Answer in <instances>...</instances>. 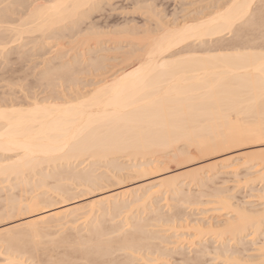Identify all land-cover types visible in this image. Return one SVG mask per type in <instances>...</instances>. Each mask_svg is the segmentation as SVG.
Segmentation results:
<instances>
[{"label": "bare ground", "instance_id": "bare-ground-1", "mask_svg": "<svg viewBox=\"0 0 264 264\" xmlns=\"http://www.w3.org/2000/svg\"><path fill=\"white\" fill-rule=\"evenodd\" d=\"M111 1L0 0V54L23 35L38 33L42 46L65 33L80 34L86 20ZM211 1L209 12L183 23L157 19L156 33L129 29L103 35L90 26L76 43L86 46L106 37L137 45L124 66L79 89L72 79L79 73L75 58L68 65L46 66L38 76L48 86L69 85L70 96L0 99V184L12 189L0 188V264H174L175 258L179 264L206 258L212 264H264V242L259 243L264 241V190L258 189L260 203L251 210L233 203L234 194L225 195L229 189L201 192L218 175L236 176L241 167L250 172L236 180V187L264 186V50L233 44L230 50H196L193 45L205 47L206 39L212 43L252 25L262 0ZM246 145H258V151L236 150ZM179 146L206 158L236 151L193 169L161 173L170 154L185 155ZM101 164L109 177L95 175ZM133 175L155 177L94 195L84 205L71 203L77 193L90 196ZM47 180L56 185L47 187ZM169 201L172 207L197 209L201 217L180 220L181 212L171 215ZM249 243L258 245L246 256ZM193 250L196 256L189 258Z\"/></svg>", "mask_w": 264, "mask_h": 264}, {"label": "rangeland", "instance_id": "rangeland-1", "mask_svg": "<svg viewBox=\"0 0 264 264\" xmlns=\"http://www.w3.org/2000/svg\"><path fill=\"white\" fill-rule=\"evenodd\" d=\"M219 2H221V0ZM263 2L264 0L258 3V5L260 4L259 6L256 5L258 8L255 7L258 10H260L258 13H257L258 11L257 9L255 11L256 17L255 15L254 17L256 19L255 20L256 23L254 21L252 22L253 23L252 25L251 23H249L246 26L241 25V27L239 28L237 32H233V34L231 33L228 35H222L220 38L217 39V41H215L216 43L215 42L211 43L208 39H206L207 43L209 41L208 44L206 43V46H205L206 48L202 46H198L197 43L195 42L193 43V45H195L194 49L196 50L208 49V48L210 49L222 48L223 49V46H224L225 49L230 50L231 45L233 44L234 45V46L232 45L233 48L236 46H240V45H243V46L250 45L253 49L256 47V49L264 50V30H262V28L264 29V26H263L264 17L260 14L262 13L264 15V3ZM214 5L215 3H213L211 0H112L109 3V5H105V7H102L103 8L102 10H99L93 13L90 19L86 20V22L82 25L80 34L77 33V35L72 34L68 36V34L65 33V36L59 39V41L58 40L54 41L51 39H48L47 41L46 39L45 42L47 41L49 44L42 45V46H39L41 39L37 38L39 37L38 33H35L32 35H23L22 40L7 44L5 49L3 50V54H0V99L1 100H13L17 102H24V101L26 102L32 99V97H35L38 100H41V99H46L50 97L51 98L62 97L64 95L70 96L72 92L69 91L68 89L69 85L67 84L66 85L63 84L62 87H60L58 85V82L54 83L55 86H48L45 82L40 83L38 81V76L41 70L45 68L46 66H50V65H55V66H58L61 64L68 65V64L73 63L74 62L73 60L77 58V61H76L77 63H75V66L79 73L74 74L72 76L73 83L77 84L79 89H83V88L88 89L92 86L93 83H95L102 77L109 76L113 74L115 71L119 70L122 66H124L125 65L124 57H127L128 53L131 52L132 49L134 50L137 48V45H135L132 42L130 43L126 40H122L119 42H113V41H109V39H107L106 37H103L102 39H100L99 43L89 42V44H87L86 46H81L79 45V43H76V41L78 40L80 35H82V33L84 34V32H89L91 30L98 34L114 35L118 31L133 29L136 33L138 32V34H142L145 30L156 33L155 31L158 29L157 19L161 20L163 23L168 24V25H174L176 22L177 24H179L180 22L183 23V21H186V19L190 20L192 18L199 16L200 13L209 12ZM148 10H149V13L147 12ZM152 14H154L155 17H153ZM260 21L262 23H260ZM257 23H260V24L257 25ZM7 25L10 27V25L12 24H7ZM7 25H4V26H7ZM14 25L15 24H13V26ZM90 26L92 27L93 30L90 28V30L87 31L86 28L89 29ZM249 26H251L250 29L247 28ZM0 31H1V28H0ZM240 34L241 36L239 39ZM73 35H76V36H73ZM244 37L245 38L248 37L246 39L247 42H245L246 40ZM52 42L53 43L57 42L58 45L52 46ZM248 42H250V44ZM262 46L263 48H261ZM92 62H97L98 66L97 67L92 66L91 65ZM256 146L258 145H254L255 148L251 146L248 147L246 145V146H243L245 148L242 147L236 150L247 149L248 151L250 150L248 148H253L254 149L253 151H255V149H257ZM181 147L180 149H183L185 152V155H182V157L184 156V159L188 161L180 162L179 160H183L181 155L175 156L176 158L175 159L173 158L174 157V155H172L173 153L170 154L171 153L170 152L169 154L172 159L168 157L170 161H167L165 159L166 161L164 160V162H162L163 165L161 166V169H164V168L166 169L165 171H162L161 173H165L166 170L167 172L168 171L179 172L180 170H181L180 172H182V170L184 171V169L186 168L188 169V167L189 169L190 168L193 169L196 167V165L199 167V165L202 166V165L208 164L207 162H210L213 158H216L215 156L220 157L224 155L225 153L227 154L228 152V151H225L222 153H218V155L214 154V156L207 155V158H206L205 157L206 155L203 153H202L203 155H201V153H198V151H195V150L188 151V148L186 149L185 147L184 149V146L183 148ZM231 150L229 151L230 152L236 151L233 149ZM191 151L192 153L190 154ZM257 151L258 150H256L255 152ZM188 152L190 155H188ZM190 158H193V160L191 159V162H190ZM255 158L257 159V157ZM118 162L120 163L122 162V164L124 163L126 165L128 164L124 158H119ZM183 162H185V165L186 164L187 165L185 166ZM188 162H190L191 164ZM79 168H81V166ZM239 170H240L238 171L239 173L236 172V176L239 179L236 176H233L234 174L233 175L220 174L218 175L217 180L214 179L215 181L212 182V186H211V183H209V185H207L208 187L206 186V189L205 188L201 189V192L202 193L204 192L203 195L207 192L206 195H208V194H211L215 189H219V187L223 189H227V190L229 189L228 192L230 193L226 194L227 193L226 192L225 195H230L231 193H233L234 194V197L232 199L233 203L236 202L235 204H239V205H241V203L242 204L244 203L245 205L244 207H247L248 209L250 208L249 210H251L252 207L253 208H256V206L258 207L259 201H258V198L256 197V193H258L259 190H264L263 189L264 186L263 185L260 186L261 184L256 183L251 186L248 185L245 187L244 184H241L239 187H236L235 186L236 180H240L241 179L240 177L242 176L244 178L243 174H245L247 172L246 170L248 169H246L245 167H241ZM109 171H111V169H109ZM94 173L95 175L103 173L104 176H107V177L110 176V173H107V169L102 164L96 166V171ZM152 177L154 178L155 175L151 176V178L147 177L145 179L136 178L135 176H134V179L133 177L125 178L124 181H122L121 183H118V185L117 183L109 182L105 184L103 188L101 187V188L96 189L100 191H95L93 192V194H90V196L89 194H87L88 197L86 196L85 193H82V192L77 193L75 195L77 196L75 197L76 200L75 199L71 200V203L78 204L80 202L79 203L80 205L82 204L84 205V203L92 199L94 195L105 193V192H106L105 194H107V192L112 191V190H121L122 188H126L129 186L140 185L144 181H145L144 183H146L149 180H152ZM131 179H133L132 182H135V181L136 182L132 183ZM135 179H139V181ZM45 182L47 183L46 184L47 187L51 186L49 188H53L56 185V182H55V185L52 184L53 180H47ZM13 183L14 182L12 181L11 184ZM59 183L60 182H58V184ZM61 183L64 184L66 182L61 181ZM114 185H117V186H114ZM210 186L212 188H210ZM1 187H6L7 190H12L10 189L9 184L6 182L1 183L0 188ZM187 187H186L187 189L191 188L192 189V190L190 189L191 191L197 190L194 186L192 187L187 186ZM193 187L195 188V190ZM79 188L74 189L73 187H71V190H85L84 188H81V187ZM187 189L185 190L188 191ZM205 197L206 196H204L203 198L207 200L208 198L207 197L205 198ZM201 200L205 201L203 199ZM66 203L69 205L71 204L69 201L65 202V204ZM164 203L165 202H161V203L159 202V205H161L162 207L164 206V208H166ZM169 203L171 204V207L174 206L173 202L169 201ZM181 205L178 207H172L173 210L171 211L172 212L171 215L176 214V217H178L179 212H181L178 219L180 220L185 219L186 222H191V221L196 220V218L198 219L199 217H201V215L198 216L199 214H197L198 213L197 209L192 208L193 210H191L190 206L189 208L188 205L187 206L185 204L184 206H181ZM185 206L187 208H185ZM182 213L183 214L185 213L186 215L184 214L185 215L184 216ZM191 214H193V216ZM206 217L211 218L209 214ZM206 217L204 221H206ZM218 219H221V217ZM261 237L262 236H260L259 238L257 237L256 240H253V241L254 242L256 241L255 243H258L257 239L261 240ZM262 240L259 243L264 242ZM249 244H247L248 245L247 248L245 246V249H247V251L250 250L248 253L247 252L244 253V255L246 256L247 254L249 256L251 252L253 254L252 250L256 248V247L254 248V246L258 245L256 244L252 246V244L250 245ZM188 252L189 251H187V253ZM194 253H195L194 250L192 251V253H190V255L188 253L189 258H195L196 254ZM175 259L176 261H174L173 259H171L170 261L173 262L174 264H179L180 259H177V258ZM203 260L199 261V264H212L210 263L209 258H206ZM188 262L184 264H195L192 262L191 263L190 262L188 263ZM213 263L214 264L215 263L224 264L222 262H215V261Z\"/></svg>", "mask_w": 264, "mask_h": 264}]
</instances>
